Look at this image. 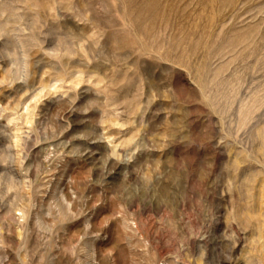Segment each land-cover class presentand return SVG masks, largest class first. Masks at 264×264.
Wrapping results in <instances>:
<instances>
[{
    "label": "rangeland",
    "instance_id": "1",
    "mask_svg": "<svg viewBox=\"0 0 264 264\" xmlns=\"http://www.w3.org/2000/svg\"><path fill=\"white\" fill-rule=\"evenodd\" d=\"M0 264H264V0H0Z\"/></svg>",
    "mask_w": 264,
    "mask_h": 264
}]
</instances>
